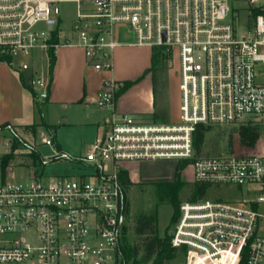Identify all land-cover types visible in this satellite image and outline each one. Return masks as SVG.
<instances>
[{"label":"built area","instance_id":"1","mask_svg":"<svg viewBox=\"0 0 264 264\" xmlns=\"http://www.w3.org/2000/svg\"><path fill=\"white\" fill-rule=\"evenodd\" d=\"M64 1L0 0V56L9 58L1 62L26 75L40 102L49 95L48 50L60 44ZM71 1L75 17L62 43L80 46L93 70L112 71L119 27L131 34L132 45L177 55L181 121L116 112L119 86L105 77L91 102L110 115L83 155L61 150L46 131L38 142L37 129L0 122V143L11 137L4 153L30 158L22 166H34L32 153L42 165L68 160L76 166L69 176H43L30 168L29 178L20 181L8 176L15 167L11 160L4 176L0 167V264H127L120 252L128 221L120 173L128 171V162L158 159H190L193 182L211 190L182 203L170 231L184 264H264V235L258 232L264 214L257 209L264 203V0H233L243 2L241 8L226 0ZM54 31L57 44L51 43ZM37 57L46 58L44 69ZM243 125L260 132L254 152L196 153L199 126ZM40 145L54 154L42 157ZM232 186L253 198L215 192Z\"/></svg>","mask_w":264,"mask_h":264},{"label":"rangeland","instance_id":"2","mask_svg":"<svg viewBox=\"0 0 264 264\" xmlns=\"http://www.w3.org/2000/svg\"><path fill=\"white\" fill-rule=\"evenodd\" d=\"M230 7L237 6L244 7L243 2H234L233 0H226ZM60 17H61V35L60 38L69 37L70 27L75 17L76 4L71 0H66L59 4ZM117 40L132 41V36L126 30L119 27ZM153 64L154 67H159L161 70L158 72V80L156 83V100L158 105L164 103V108L168 111V116L165 119H153L151 116L143 117L144 119H153L155 121H162L166 123H179L181 121L180 114V94H179V64L177 55L165 47H153ZM37 67H46V58L42 61L37 57ZM23 59L17 58L19 62ZM12 76H18L16 71L12 68L9 69ZM145 73V71H144ZM143 73V74H144ZM149 72H146L148 74ZM149 75V74H148ZM146 76V75H145ZM144 77V76H143ZM143 80V79H142ZM148 82V81H147ZM144 88V82L137 85L132 94L135 98H140L142 93H139ZM26 95L29 97L30 103L33 105L34 112L26 111L23 119L20 121L18 128H23L24 124H33V122H41L43 120V105L41 102H33L31 93L26 90ZM0 98L2 96L0 95ZM137 98V99H138ZM140 101L145 106L143 97ZM103 111L100 110L95 104H88L82 101L78 104H70L62 107L59 103L48 106V122L53 126L51 131H46L43 127H36L38 142L46 134L54 136L57 144L63 151L70 155L80 156L88 152L93 144L97 133L103 132L104 119H102ZM35 118V119H34ZM33 119L35 121H33ZM3 122V121H2ZM12 123V122H10ZM232 126H220L209 129L204 138V143L201 150V155H217L226 152L230 149L229 140L234 142L232 134ZM102 134V133H101ZM3 139L7 145L0 143V158L5 155V151H10L11 137L4 135ZM39 154L48 159V156L54 154V150L46 145L39 146ZM180 160L171 159H158V160H138L135 162H128V171H130V179L135 184L125 189L126 206L128 208V221L125 234L122 236L121 242L127 246H131L137 241L134 234L135 217L141 213L157 215V227L159 235H163L165 231H170L175 226L176 222L170 224V217L172 214V205L166 200L159 201L153 183L157 181L171 180L175 164ZM10 162H13L14 168L7 170L10 179L20 181L29 178L30 168H34L37 174L43 176H69L76 172V166L68 160H55L47 162L42 165L40 162L34 163L33 167H24L22 165L31 163V160L26 155L14 156ZM12 176V177H11ZM182 178L187 184L182 188L179 193V208L182 203L191 200V193L195 187L192 179L191 166L187 165L182 171ZM228 188V189H227ZM224 189H215V192L226 199L245 197L247 199L253 198V194L247 192L242 195L235 186L227 187ZM211 190L207 189V193ZM258 211L264 214V203H259L257 206ZM179 218V216H178ZM178 220V219H177ZM258 232L264 235V218H260L258 224ZM142 252H139L136 264H151V261H143L141 259ZM167 264H184V255L178 252ZM127 264H134L132 260H128Z\"/></svg>","mask_w":264,"mask_h":264},{"label":"crops","instance_id":"3","mask_svg":"<svg viewBox=\"0 0 264 264\" xmlns=\"http://www.w3.org/2000/svg\"><path fill=\"white\" fill-rule=\"evenodd\" d=\"M62 39L60 38V44L55 49L56 60L51 78L49 76L48 98L41 102L44 104L42 109L45 123L50 124L48 122L49 105L59 103L62 107H66L82 101L93 104L91 100L99 92L102 79L105 77H112L118 84V89L123 86L125 81L133 82L123 92L117 96L115 94L114 108L116 112L146 117L151 116L155 111H165L168 116V111L164 109L166 108L164 103L158 105L156 92L154 93L153 76L150 71L154 56L152 47L132 45L128 40H118L120 45L114 50L112 71L98 72L87 66L84 51L80 46L63 44ZM8 68L11 69L7 64L0 62V95L2 96L0 98V122H12L16 126H20L24 113L26 111L34 112L26 90L31 93L33 102L39 103V101L34 98L33 90L30 87L27 89L22 85L21 79L25 83L23 78H26V75L16 72L18 76H12ZM146 72H149V75ZM143 82L144 88L139 93H142L141 97H143L145 106L140 101L141 97H137V99L132 94L134 88ZM100 110L103 111L102 119L105 121L110 115V110ZM151 117L153 118V115ZM34 119L33 121H35ZM33 124L43 127L39 125L40 122H33ZM27 125L32 124H24V127ZM128 173L130 174V171Z\"/></svg>","mask_w":264,"mask_h":264},{"label":"trees","instance_id":"4","mask_svg":"<svg viewBox=\"0 0 264 264\" xmlns=\"http://www.w3.org/2000/svg\"><path fill=\"white\" fill-rule=\"evenodd\" d=\"M58 42L59 38L57 37L56 31H54L51 43L57 44ZM4 60L8 61L9 58L7 56H0V62ZM55 60V49L53 47H50L48 50V73L50 78L55 64ZM160 70L161 68L154 67V64H152L150 67V71L152 72L153 76L154 93L156 92V83L158 79V72ZM21 83L25 88L30 89L29 86H27L22 79ZM132 84V81H125L123 83V86L116 91V96L126 90ZM152 115L154 119H165L167 117L165 111H155ZM39 125L43 126L46 131H51L53 129L52 125L45 123L43 120L40 122ZM37 126V124H32L25 126V128H31L32 131H35ZM208 130V127L205 126H199L197 128L194 137L196 153H199L201 151L204 143L205 134ZM230 135L234 139V142H231V139L229 140L230 150L233 153L237 154H249L256 150L260 137V132L256 126L243 125L239 128L233 129V132ZM52 138L56 141L54 136H52ZM57 146L59 147L58 144ZM30 156L32 158V163H36L39 158V155L37 153H32ZM12 158V153L5 154L0 158V167L3 176L5 175L6 166ZM189 163L190 159L178 161L175 164L173 177L171 180L157 181L153 183L155 188V194L158 200H166L173 207L169 225L175 223L179 216V193L182 188L187 184V182L182 178V171ZM120 174L123 195L126 205L127 203L125 189L135 183L131 181L127 170H121ZM207 189L208 187L204 184H195V187L191 193L190 201H196L198 199L203 198L207 193ZM126 212L128 213L127 206ZM134 234L138 239L131 246H127L122 242L120 243V252L122 254L124 262L126 263L128 262V260H132V263L136 264V257L138 253L142 252L141 259L143 261H151V264H167L166 262L171 260L178 252H181L180 249L171 245V236L167 231H165L163 235H159L157 227V215L155 213H141L137 215L135 217Z\"/></svg>","mask_w":264,"mask_h":264},{"label":"water","instance_id":"5","mask_svg":"<svg viewBox=\"0 0 264 264\" xmlns=\"http://www.w3.org/2000/svg\"><path fill=\"white\" fill-rule=\"evenodd\" d=\"M169 234L172 235V232H170Z\"/></svg>","mask_w":264,"mask_h":264}]
</instances>
